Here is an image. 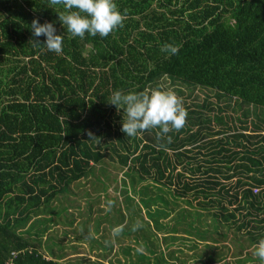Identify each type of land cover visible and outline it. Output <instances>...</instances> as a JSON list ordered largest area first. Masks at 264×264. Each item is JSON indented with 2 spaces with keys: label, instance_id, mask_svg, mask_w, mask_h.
Returning a JSON list of instances; mask_svg holds the SVG:
<instances>
[{
  "label": "trees",
  "instance_id": "obj_1",
  "mask_svg": "<svg viewBox=\"0 0 264 264\" xmlns=\"http://www.w3.org/2000/svg\"><path fill=\"white\" fill-rule=\"evenodd\" d=\"M115 3L123 27L81 39L59 22L61 6L0 0V264H65L79 246L73 237L63 230L42 246L65 212L61 224L75 232L104 226L89 237L103 259L119 243L125 264H219L227 255L261 264L253 253L264 239V0ZM34 19L64 35L60 55L33 36ZM162 78L207 96L182 100L178 132L126 136V114L107 98L164 91ZM81 199L91 204L84 211ZM75 257L70 264H109Z\"/></svg>",
  "mask_w": 264,
  "mask_h": 264
},
{
  "label": "clouds",
  "instance_id": "obj_2",
  "mask_svg": "<svg viewBox=\"0 0 264 264\" xmlns=\"http://www.w3.org/2000/svg\"><path fill=\"white\" fill-rule=\"evenodd\" d=\"M55 6L64 9L56 11L59 22L73 38L83 39L86 34L106 38L114 29L123 27L125 19V13L119 11L115 0H48V7L56 10ZM31 29L34 37H46L43 46L48 51L57 55L62 53L64 35L57 34L53 22L41 24L39 19H34ZM31 42L35 46H41L38 41ZM161 51L176 55L179 53V46L164 44ZM107 100L118 110H124L126 118H123L121 131L128 137L158 128L156 136L157 140H161L172 130L180 131L186 123L187 112L182 100L171 91L153 90L150 94L147 91L125 94L116 90ZM88 137L89 140L96 138L90 130ZM122 229L123 226L113 229V234H119ZM253 254L264 264V239L256 245Z\"/></svg>",
  "mask_w": 264,
  "mask_h": 264
},
{
  "label": "rangeland",
  "instance_id": "obj_3",
  "mask_svg": "<svg viewBox=\"0 0 264 264\" xmlns=\"http://www.w3.org/2000/svg\"><path fill=\"white\" fill-rule=\"evenodd\" d=\"M160 87L163 88L164 91H171V92H173L176 96L180 97L181 100L186 99V101L189 102L190 104L192 102H195V103L202 102L206 98V96H207V92H204V91H202L200 89H195V91L191 93L190 90H188V88L185 87L184 85H180V84H177V83H173V82L169 81L166 78H162V80L160 82ZM177 88L178 89L180 88V90L183 91V92L179 93L177 91ZM153 90H157V88L154 87ZM190 93H191V95H189ZM108 191L110 193H112V194L115 193V190L112 188V186L109 187ZM83 192H86V191L84 190L81 193H83ZM91 194L94 195V196H97L98 195V192H91ZM117 195L120 198H123V196L121 194H118L117 193ZM119 197H116L115 199L117 200V203L119 205H121V202H120ZM85 198L86 199H90V201H91V199L94 198V197L92 196L91 198H87V197H85ZM70 199L71 200H74V199H77V198L70 197ZM74 202H75V205L78 204V203H76V200H74ZM80 202H82V203H80V207H78V208H81L83 211H84V209H86V206H87V208H89V206L91 205L90 202H87V200L85 201L84 199H81ZM84 202H85V204H84ZM125 203H126V200H125ZM81 204L83 206H81ZM115 205L117 206L116 210L118 211V209L120 208V206L117 205V204H115ZM98 206H99L98 204L95 206V209H94L95 211H97ZM99 207H101V206H99ZM117 211L115 213H117ZM133 211L134 210H130V214H127V215H129V217L126 218V221H129V223H131V224H132V222L134 220V216H136ZM120 213L121 212H119V214ZM66 215H68L67 212L63 213L62 217H57V221L59 222V224L56 227H54V229H52V230L49 231V233L47 234L48 241L42 242V246H43V244H47V247H49V245H52L53 244L52 241L54 240L52 238L53 235L54 234L55 235H59L64 230L66 232L67 236H69L67 238V241L72 240L71 237H73V240L72 241H76L79 244V246L76 249H70V248L67 249L68 250L67 257L63 259V262L65 264H70V263L73 262V260H75L76 258H78V257H75V256H83L89 262L90 261H96V260H98V261L99 260H105V261L109 262V264H113V263L116 264V263H118V258H120L122 260L121 264H125L124 263V260L126 259L125 254L122 251L121 252H118L120 250L119 243L115 245V250H114L113 255H111L107 259H103L102 257H98V254H97V251L98 250L97 249H93V247H91V243H90L91 242V239L89 238L90 237V234L100 237L101 235H100L99 232L100 231L103 232L104 226H102L100 228V231H99V228L98 227L96 228L95 223L92 224L90 226V228H89V232H88L89 233V236H87V234L85 232V228H84L83 225H82L83 227L80 225V227H79V229H78L77 232L73 231V229H71V227L69 225L68 226L62 225V224H66L65 223L66 222L65 218H67V217H65ZM63 216H64V218H63ZM80 218L83 219V220H85L86 218H88V214L83 212V214L81 215ZM90 221L92 222L91 219H90ZM49 222H52V221H49ZM53 224H55V222ZM48 226L50 227V226H52V224L51 225H48ZM77 227H75V229ZM97 231H99V232H97ZM69 243H70V241H69ZM122 244L123 245H127L128 243H127V241H123ZM41 249L43 251H46V248H43L42 247ZM191 253H192V251H191ZM234 258L235 257H233V256H228L227 255V257H225L224 260L222 262H220L219 264H224V263H227V264H235L234 263L235 262L234 261ZM251 262H253V261H251ZM251 262H248L247 264H253Z\"/></svg>",
  "mask_w": 264,
  "mask_h": 264
},
{
  "label": "built area",
  "instance_id": "obj_4",
  "mask_svg": "<svg viewBox=\"0 0 264 264\" xmlns=\"http://www.w3.org/2000/svg\"><path fill=\"white\" fill-rule=\"evenodd\" d=\"M12 264V263H11Z\"/></svg>",
  "mask_w": 264,
  "mask_h": 264
}]
</instances>
